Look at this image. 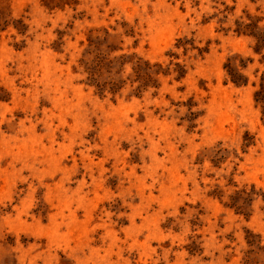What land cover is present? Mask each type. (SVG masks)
<instances>
[{"label":"rangeland","instance_id":"1","mask_svg":"<svg viewBox=\"0 0 264 264\" xmlns=\"http://www.w3.org/2000/svg\"><path fill=\"white\" fill-rule=\"evenodd\" d=\"M237 21L264 0H0V264H264V49ZM97 52L170 74L100 94Z\"/></svg>","mask_w":264,"mask_h":264},{"label":"trees","instance_id":"2","mask_svg":"<svg viewBox=\"0 0 264 264\" xmlns=\"http://www.w3.org/2000/svg\"><path fill=\"white\" fill-rule=\"evenodd\" d=\"M236 24L237 28L235 31L237 34L249 35L255 39V50L257 52L264 49V29L254 22L244 23V21H237ZM90 45H96V43H90ZM86 53L91 54V51H86ZM237 57L228 60L226 71L235 85L244 87L248 85L249 79L242 74L241 70H245L247 66L244 64L243 59H239V66H241L239 68L236 64ZM79 63L83 67L84 72L87 73L88 83L94 86L100 94L109 92L115 95L120 92L125 83V80L121 78V74L127 65L132 67L131 69L135 76L132 82H139V86L136 88V95L140 94L144 89L159 87L157 79L161 73L170 74L167 71H162L159 64H151L136 54L129 55L124 53L110 58L109 54L97 52L92 59L82 58ZM176 65L177 69L174 70V73H176L177 79H181L185 75V66ZM254 85H256V82H254ZM254 100L260 105L264 113V72L260 76L258 89L254 92ZM253 194V188L250 191L246 189L236 190L229 195L225 205L234 208L240 214L250 215ZM211 195L220 198V200L224 198V194L217 189L211 192Z\"/></svg>","mask_w":264,"mask_h":264},{"label":"snow or ice","instance_id":"3","mask_svg":"<svg viewBox=\"0 0 264 264\" xmlns=\"http://www.w3.org/2000/svg\"><path fill=\"white\" fill-rule=\"evenodd\" d=\"M197 143L199 144L200 141H197ZM200 151H201L202 155L207 152L208 153V158L211 159V152H212L211 146H209V145H201Z\"/></svg>","mask_w":264,"mask_h":264}]
</instances>
